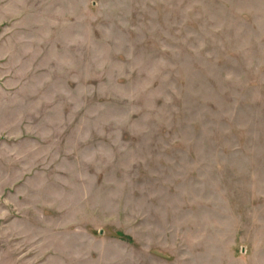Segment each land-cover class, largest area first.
I'll use <instances>...</instances> for the list:
<instances>
[{
  "label": "rangeland",
  "instance_id": "rangeland-1",
  "mask_svg": "<svg viewBox=\"0 0 264 264\" xmlns=\"http://www.w3.org/2000/svg\"><path fill=\"white\" fill-rule=\"evenodd\" d=\"M0 264H264V0H0Z\"/></svg>",
  "mask_w": 264,
  "mask_h": 264
}]
</instances>
